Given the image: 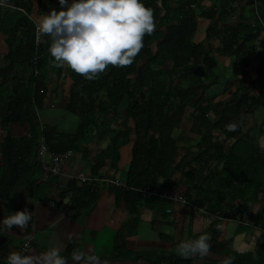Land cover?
<instances>
[{
	"label": "trees",
	"instance_id": "obj_1",
	"mask_svg": "<svg viewBox=\"0 0 264 264\" xmlns=\"http://www.w3.org/2000/svg\"><path fill=\"white\" fill-rule=\"evenodd\" d=\"M205 1L144 0L154 10L156 29L145 35L144 47L133 63L110 64L96 78L88 79L67 64L53 62L48 34L42 33L37 47L38 18L52 7L59 8V0H0V221L10 214L11 200L19 192L29 191L30 198L37 195L35 182L41 172L37 145L45 136L49 147L57 151L70 150L85 159L93 155L91 174L102 178L80 186L77 179L68 180L58 193L60 201L70 195L72 204L80 210L91 206L92 214L104 195L99 185L105 184L109 185L107 193L123 202L129 215L148 206L162 212L166 222L173 217L158 238L163 246L174 248L158 256L143 252L149 249H144L139 230L146 224L141 228L139 218L122 222L114 239L123 256L147 264L261 263L264 235L255 250L238 253L233 250V238H225L224 228L212 225L196 234L193 216L183 218L184 207L160 196L143 197L138 191L146 186L162 191L177 188L198 209L204 208L206 224L215 218L244 223L249 214L250 224L264 232V129L252 133L244 128L248 115L255 113L258 104L264 105L260 102L264 99V60L258 58L256 70L258 98L249 102L241 85L235 91L207 92L215 84L212 76L219 66L214 40L220 39L219 55L236 58L235 77L254 67L257 49L249 44L264 29V0H240L239 8L232 7V0H213L211 7L202 8ZM255 3L258 6L253 8ZM244 5L252 10L248 18ZM234 18H238L236 24L228 22ZM202 32L205 39L197 41ZM37 52L40 59L35 64ZM46 110L50 112L43 117ZM67 113L76 119L68 122L71 131L60 120ZM233 123L235 129L229 127ZM22 130L24 135L16 134ZM101 135L109 140L102 149L95 142ZM107 166L120 173L126 187L105 181L111 178L100 171ZM60 179V175L52 176L50 182L56 180L59 185ZM49 188V196L55 198V189ZM167 206L173 213H166ZM32 219L23 227L25 233L31 232ZM19 228L0 231L8 238L0 246V264H7L10 250L5 248ZM201 233L208 234L209 254L202 259L182 256L179 243ZM76 242L69 239L70 253L76 251Z\"/></svg>",
	"mask_w": 264,
	"mask_h": 264
},
{
	"label": "crops",
	"instance_id": "obj_2",
	"mask_svg": "<svg viewBox=\"0 0 264 264\" xmlns=\"http://www.w3.org/2000/svg\"><path fill=\"white\" fill-rule=\"evenodd\" d=\"M213 2V0H206L203 4L204 7L202 8L211 7L213 5ZM220 3L221 1H219V5L222 4ZM249 9L251 10L250 7ZM200 11L201 9H198V12ZM237 19L238 18H235L229 20L228 22L234 25L238 22ZM207 25H209V22H207ZM205 37L206 33L202 32L201 34H199V41L205 39ZM254 44L256 45L257 49V56L253 58L254 67L251 69H243V72H241L239 76L235 77L233 74V70L235 67L236 58L229 55H219L217 49L218 47H220V39L214 40L215 46L213 54L216 56V60L218 61L219 66L217 69H215V74L212 76V81L214 80L215 84L208 88L207 92L209 95L213 93H222L227 88H232L235 91L236 85H241V88H243V90L246 91L247 95L249 96V102L254 97H259L260 86L255 87V81L257 80L256 70L259 64L258 58L264 60V29L262 30L261 35L249 45L251 46ZM53 88L54 85L52 84L50 87L52 100L55 97V92ZM260 102L264 103L263 97H261ZM244 122V128L249 129L248 132L257 133L258 128L264 129V105L258 104L255 107V113L248 115ZM64 129L67 130L70 128L65 125ZM71 130H73V127L71 128ZM24 133L25 132L22 130L21 132H18L16 134L24 135ZM95 142L98 143L99 147L102 149L108 145L109 140L106 136L101 135L95 139ZM94 163L95 159L93 155L90 156L88 159H85L82 158L80 154H75L68 161L66 173L60 175L61 179L59 181V185H56V180L50 182L49 178L46 182L38 185V187L35 188L38 193L35 196L33 195L32 198H30L31 196L29 191L22 190L21 192H19L17 196H15L13 200H11L12 206L10 209V213L16 210H23L27 208L30 211L31 215H33L34 217V219L31 218L33 224L31 232L27 233H25L24 228L20 227L19 230H17V237H12V241L5 248V251H7V249H9L10 251L20 250L24 243V240L30 236L32 242L31 248L35 249L37 252L47 251L50 246H57L61 248L60 255L66 258L67 264H81L80 261L74 260L73 253H70L67 250V248L69 247L68 242L71 238L74 239L73 241L75 242L76 240L78 241L76 242L78 246L76 248V252L83 254L84 259H87L90 256H98L101 260V264H103V262L105 261L107 262V264H147L146 261H135L131 258L123 256L120 250H117L119 246L115 243L114 239L116 234L112 233L111 241L113 248L111 250L112 252L108 254H93L94 252L96 253L97 244L93 242H85L86 239L88 240L90 237L92 238L91 241L96 242V239H99L100 237L101 231H104V229H106V225H108L113 219V222H115V224L119 226L122 222H133L135 220H138L139 218V221H141V228H143V226L146 224L143 231L141 228V231L139 230L142 239L147 238L145 243L141 242L144 249H151L152 251H157L155 249H159L161 251H164L166 254H169L174 247L169 245L163 246L160 243L158 237L159 232H163L165 229L170 227L168 223H171L173 221V217L168 218V222H166L162 212L153 210L148 206L139 207L138 214L129 215L125 209L126 205L123 202L116 201L114 199V195H110L109 193H107L109 185H99V190L102 191L104 195L100 201H97L94 204V206L97 204L98 205L97 209L92 214L91 206L86 210H80L76 205L72 204L70 195H67L65 198L62 199V201H60V196H58V193L60 194L61 191H63L67 187L68 180L75 179V177H73V173L78 174L81 172H86L92 175L91 166H93ZM77 171L79 172L77 173ZM100 172L105 173L108 178L121 179L120 173L115 174L114 171L109 170L108 166L101 169ZM80 185L82 184L78 182V186ZM49 187L55 189L54 191H56L57 194L54 193L55 196L52 195L55 198L49 196ZM48 199L56 200L57 202H59V204H62L64 208L57 209V207H52L51 205H48L46 203ZM46 208H51L52 210L47 211ZM164 209L168 214L173 213L168 212V209H171L169 206L164 207ZM177 210H179V208ZM251 211L255 213V208H253ZM191 215L193 216L192 231L196 234L203 232L205 228H212V225L219 229L224 228L225 234L228 227H230L231 230L235 229L232 236L226 237V234L225 238H233V250L238 253H246L248 251L255 250L259 239L264 235V232L262 233L261 229L256 228L253 223L250 224L251 222L247 220L249 218V214H247L248 218H245L244 223H240L239 221H226L221 218H215V220L212 219L213 223L210 222V219H207V224L205 218H207L208 216L203 212L198 211V209H194L192 212L185 209L183 218L189 219ZM36 217L37 219H35ZM109 219L111 220L109 221ZM17 226L18 225H13L12 228L9 230L11 231L17 228ZM241 226L243 227L242 229ZM7 240L8 238L6 237V241L3 244H5ZM83 242H85L84 244L86 246L81 249L79 245ZM92 245L94 246L92 247ZM88 264H93V262L89 260Z\"/></svg>",
	"mask_w": 264,
	"mask_h": 264
},
{
	"label": "clouds",
	"instance_id": "obj_3",
	"mask_svg": "<svg viewBox=\"0 0 264 264\" xmlns=\"http://www.w3.org/2000/svg\"><path fill=\"white\" fill-rule=\"evenodd\" d=\"M59 5L41 13L37 33L50 37L48 51L54 63L67 64L88 79L96 78L110 64L133 63L144 47L145 35L156 29L154 10L146 6L144 0H71V3L59 0ZM229 127L235 129L236 124ZM30 219L27 208L13 211L0 221V231L11 229L13 225L23 228ZM210 247L208 234L201 233L182 240L178 251L186 258L195 255L203 258L209 254ZM60 252L57 246L37 252L26 242L22 249L10 251L6 259L7 264H67ZM73 258L81 264H88L89 260L101 264L98 256L84 259L83 254L76 251Z\"/></svg>",
	"mask_w": 264,
	"mask_h": 264
},
{
	"label": "built area",
	"instance_id": "obj_4",
	"mask_svg": "<svg viewBox=\"0 0 264 264\" xmlns=\"http://www.w3.org/2000/svg\"><path fill=\"white\" fill-rule=\"evenodd\" d=\"M258 6V3L255 4V8ZM232 7L239 8L240 0H232ZM37 33V32H36ZM42 41V33L36 34V44L39 47L40 42ZM40 52H37L34 63L36 64L40 59ZM35 73H38V69L35 68ZM37 161L41 164V172L39 178L35 182V186H38L44 182H46L51 176L54 175H63L66 173V166L68 164L69 159L73 156L72 151H57L53 148H50L47 144L45 136H41L38 145H37ZM75 179L81 184H93L95 182L101 181L102 179L97 176H92L86 172H81L74 175ZM105 181L114 184L118 188L126 187L125 182L120 179H105ZM135 189V188H134ZM143 197H152V196H160L166 200H170L174 205L184 207L186 210L188 209H198L195 205H193L190 201L186 199L184 194L180 192L177 188H172L171 190L162 191L159 187L146 186L142 189L138 190ZM48 205L52 207H57L59 209H63L64 206L59 204L56 200L48 199L46 202ZM198 211L205 212L204 208L198 209ZM168 212H172V209H168ZM28 242L29 246L32 247L31 239L24 240V243L20 249H22L25 243ZM24 254H28L25 252Z\"/></svg>",
	"mask_w": 264,
	"mask_h": 264
},
{
	"label": "rangeland",
	"instance_id": "obj_5",
	"mask_svg": "<svg viewBox=\"0 0 264 264\" xmlns=\"http://www.w3.org/2000/svg\"><path fill=\"white\" fill-rule=\"evenodd\" d=\"M69 3H71V0H69ZM251 12H252V10H250L248 6L244 5V15L246 16V18L250 17ZM196 39L198 41L199 38H196ZM57 109H52L53 110L52 112H57ZM59 110L60 109H58V111ZM47 112H50V111L49 110L43 111V113H44V115L42 114L43 117L45 116V113H47ZM62 114H60L59 117H61ZM43 119L46 120L45 118H43ZM60 120H61V122L64 121V124L67 125V127L70 128V130H71L72 126L70 124H68V122H75L76 121L75 117L72 116V115H70V114H68V113L65 114L64 115V118L63 119H60ZM73 159H75V158H73ZM252 208H254V206H252ZM113 220L110 221V223L108 225H106V227H105L106 229H104V231H101L100 237H99V239H96V242L95 241H91L92 240L91 237L88 240L86 239V241H85V242H93V243H96L97 244V247H96V254L97 255H102V254L104 255V254H108V253L112 252L111 251L112 248H113L112 241H111L112 233L113 234H116L117 231H118V229L120 228V225L119 226L116 225L115 222H113ZM234 230L235 229H232L231 230V228L228 227L227 230H226V234H227L226 237L232 236ZM15 237H17V235ZM139 239H140L141 242L145 243L147 238L146 239L145 238L142 239V237H140ZM85 242H83V243H81L79 245V247L81 249H83L86 246L84 244ZM139 246H140V249L142 250L143 247H141V243H139ZM155 250H157V251H153V252H154V254H156V253L157 254L156 255H153V256H158L162 252L159 249H155ZM143 252H145L148 255V254L152 253V250L151 249H149V251L144 250ZM263 260L264 259L261 260V263L260 264H264V261Z\"/></svg>",
	"mask_w": 264,
	"mask_h": 264
},
{
	"label": "water",
	"instance_id": "obj_6",
	"mask_svg": "<svg viewBox=\"0 0 264 264\" xmlns=\"http://www.w3.org/2000/svg\"><path fill=\"white\" fill-rule=\"evenodd\" d=\"M6 241L5 236H0V245H2Z\"/></svg>",
	"mask_w": 264,
	"mask_h": 264
}]
</instances>
